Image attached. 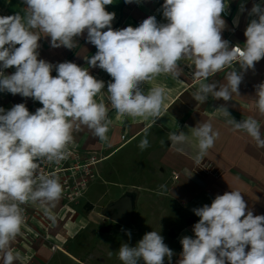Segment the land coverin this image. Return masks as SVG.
Here are the masks:
<instances>
[{"label": "clouds", "instance_id": "9594fccd", "mask_svg": "<svg viewBox=\"0 0 264 264\" xmlns=\"http://www.w3.org/2000/svg\"><path fill=\"white\" fill-rule=\"evenodd\" d=\"M133 2L139 0H125ZM23 4V14L0 16V92L32 98L42 107L35 113L24 103L7 111L0 107L2 264H15L19 259L11 245L22 234L24 205L39 204L55 220L51 210L62 199L63 185L54 174H43L40 163L66 160L73 133L82 127L100 141L108 140L109 109L96 99L105 82L91 75L89 67H99L111 76L107 99L121 118H141L155 125L162 117L167 93L152 82L160 74L178 78L180 61H188L194 69L198 87L193 99L205 103L209 96L232 100L234 93L239 94L243 71L254 69L264 58V7L260 4H254L249 12L257 18L248 23L242 47L230 46L222 39L226 0H164L166 23L149 16L136 27L122 29H113L115 13L106 10L113 0H23ZM240 10L244 11L243 4ZM85 33L87 42L97 49L86 58L89 67L38 58L42 37H50L52 48L73 49ZM237 64L242 72L236 70ZM12 67L14 73L6 75L4 70ZM53 69L56 76L51 75ZM225 69H232L225 76L226 83L208 82ZM145 83L152 85L146 93L141 87ZM255 87V108L264 117V82ZM216 112L234 131L245 132L257 148H264V133L256 118L237 121L223 105ZM191 136L197 149L193 159L199 163L214 147L219 132L205 121L191 128ZM168 140L176 147L189 142V137L183 131L170 132ZM138 147L141 151L149 147L147 130ZM193 212L199 217L193 225L194 238H181L178 264H264V215H254L240 191L218 194L210 205ZM126 234L131 238L130 231ZM173 255L160 231L154 230L145 233L135 246L122 243L118 249L122 264H165V258L171 264Z\"/></svg>", "mask_w": 264, "mask_h": 264}, {"label": "crops", "instance_id": "0c3cea01", "mask_svg": "<svg viewBox=\"0 0 264 264\" xmlns=\"http://www.w3.org/2000/svg\"><path fill=\"white\" fill-rule=\"evenodd\" d=\"M163 3L164 0H139L133 3L113 0V4L107 5L106 10L115 13L113 29H122L128 26L136 27L149 16H155L159 23H166L162 11ZM226 3L227 8L222 14L225 21L222 39L229 41L230 46L242 47L246 42L244 32L248 23L251 19L257 18L250 16L249 12L254 4L264 7V0H226ZM242 4L243 12L240 10ZM24 10L23 0H0V16L14 15L17 12L23 14ZM38 43L40 44L38 58L52 64L70 61L81 67H89L86 58L95 55L97 51L94 45L87 42L86 33L77 38L76 47L73 49L52 48L50 37H42ZM235 67L238 72L243 71L238 64ZM180 68L182 71L178 78L160 74L152 82L165 89L167 98L162 117L157 119L155 125H151L150 121L141 118L136 120L121 118L111 108L107 99V84L112 81L111 76L99 67H89L91 75L105 82V88L96 99L98 102L102 100L109 109L108 118L111 124L107 133L108 140L100 141L86 127L73 133L74 149L83 157L96 156L99 160L95 167L96 179L101 180L107 193L109 186L117 184L120 194L115 201L118 202L119 198L127 195L132 197L133 213L130 224L133 222L138 224L144 233L160 231L165 244L174 253L171 264H178L180 259L181 238L184 236L194 238L193 225L198 222L199 217L194 214L193 209L205 204L210 205L216 195L238 190L254 215H264V148H257L255 141L245 132L234 131L232 126L227 124L226 119L216 112V109L223 105L237 121L250 116L256 118L264 133V117L259 115L254 104L255 86L264 82V58L256 62L254 69L243 71L239 94L234 93L232 100L229 101H224L222 98L215 100L211 96L205 103L195 101L192 93L196 91L198 82L192 75L194 69L189 67L188 61H180ZM231 70L225 69L215 74L208 82H215L218 85L226 83L225 76ZM4 71L6 75H10L14 73L15 67ZM51 75H57L54 69ZM151 86L147 83L141 85L145 93ZM17 103H24L30 113H35L37 108L42 107V104L32 98L0 92V107L6 111ZM205 121L212 124L214 131L219 132V137L214 147L209 149L207 155L197 163L193 159L197 149L195 138L191 136V128ZM145 130H147L149 147L141 151L138 145L145 137ZM179 131L188 135L189 142L171 147L168 134ZM178 148L182 151H178ZM121 153L123 154L118 158L117 167L110 166L108 162ZM134 157L144 159L147 157V161L152 166L145 171L133 173V179L129 180L133 183L131 182L130 185L120 184L127 174L128 160ZM114 172L118 178L123 176V179L111 182ZM161 185H165L166 188L161 189ZM158 191H162L163 194L158 195ZM87 193L81 199H84ZM81 199L68 204L62 198L51 210L55 220L49 218L45 214L44 207L39 204L24 205L29 228L36 232H47L59 249L53 252L51 246L45 244L41 238L33 239L29 244L17 237L11 245L14 253L19 256L15 264H47L58 252L77 261L78 258L66 251L65 246L81 234L92 220L96 221L94 218L97 216L96 209L93 208L94 199H86L87 202L81 205L80 212L76 209L80 206ZM76 219H79L78 224L74 222ZM102 221L104 226L109 223L121 226L106 218L105 213ZM106 228L114 229L112 225H107ZM122 243L128 242L107 244L102 249L104 254L102 263L107 261L108 264L111 258L108 255L110 248L118 251ZM128 244L136 245L135 242ZM165 264H168L167 258Z\"/></svg>", "mask_w": 264, "mask_h": 264}, {"label": "rangeland", "instance_id": "374dc122", "mask_svg": "<svg viewBox=\"0 0 264 264\" xmlns=\"http://www.w3.org/2000/svg\"><path fill=\"white\" fill-rule=\"evenodd\" d=\"M123 153L116 155L110 162H108L109 165H115V167H117L118 158L121 157ZM93 157L98 160L96 156ZM151 166V163L147 161V157L145 159L141 157H134L129 159L126 164L127 174L125 178L123 179V176L118 178L117 174L114 172L115 175H113L111 178V180H113L111 182H118L119 180L123 179L124 181H120V184H125L128 186L131 184V182L133 183V181H129L133 179V173H139L142 170L145 171ZM96 178L97 176L95 173V178L89 186L90 188L86 197L81 199L79 201L80 206L76 207V209H78L80 212L81 205H84L87 202L86 199H94L93 203L95 205L93 208L96 209L97 213V216L94 218L96 221L92 220L90 225H88L81 234H79L75 239L71 240L67 246H65L66 251L72 254V256L76 257V259L78 258L77 261L73 260L70 256H67L64 253L58 252L47 264H106L107 261L106 263H102V258L104 255L102 249L105 248L107 244L122 241L128 243H137L145 234L143 230L138 227V224L134 222L129 224L127 227H118L115 226V224L110 223L104 226L102 221V219H104V213L111 204L117 202L115 201V198L119 196L120 188L117 186V184L111 185L108 187L109 193H107L106 188L102 186L103 183L101 180H97ZM121 198H119L118 201ZM74 222L78 224L79 219H76ZM107 225H112V228L114 229H107ZM128 231L131 232V238H129V236L126 234ZM107 232L110 234H107ZM40 233L43 235H48L45 231H40ZM50 241L51 243H55L53 238H50ZM110 251L112 252V255L108 264H120L121 261L118 259V251L111 248Z\"/></svg>", "mask_w": 264, "mask_h": 264}, {"label": "built area", "instance_id": "2783aa9c", "mask_svg": "<svg viewBox=\"0 0 264 264\" xmlns=\"http://www.w3.org/2000/svg\"><path fill=\"white\" fill-rule=\"evenodd\" d=\"M235 46V45H234ZM70 155L66 160L59 164L48 163L47 161L40 163V171L46 175L54 174L58 177L60 183L63 185V200L68 204L75 203L83 198L87 193L89 186L95 178V167L99 160L92 157L81 156L73 146L69 145ZM25 223L22 226V234L18 237L26 243H31L33 239L41 238L45 244L51 246V250L56 252L59 247L56 243H51L49 235H43L40 232L32 230L28 226L27 214L24 211ZM24 264V263H21Z\"/></svg>", "mask_w": 264, "mask_h": 264}, {"label": "water", "instance_id": "95a60500", "mask_svg": "<svg viewBox=\"0 0 264 264\" xmlns=\"http://www.w3.org/2000/svg\"><path fill=\"white\" fill-rule=\"evenodd\" d=\"M132 213L133 200L131 196L127 195L114 205L110 206L105 212V217L123 227H126L132 220Z\"/></svg>", "mask_w": 264, "mask_h": 264}]
</instances>
